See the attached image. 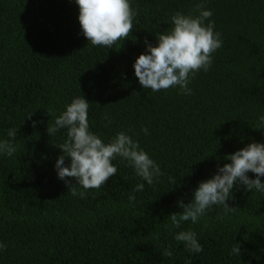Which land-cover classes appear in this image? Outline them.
Listing matches in <instances>:
<instances>
[{
    "label": "trees",
    "instance_id": "16d2710c",
    "mask_svg": "<svg viewBox=\"0 0 264 264\" xmlns=\"http://www.w3.org/2000/svg\"><path fill=\"white\" fill-rule=\"evenodd\" d=\"M201 2L130 0L134 30L108 49L83 36L74 0H0V140L17 130V151L0 155V264H264V193L254 189L237 184L232 211L214 205L198 223L168 227L183 211L177 202H190L227 155L264 143V0H204L223 45L189 83L191 95L143 89L135 77L145 40L155 46L174 13L196 14ZM82 96L91 132L108 143L123 131L160 166L154 186L117 157L104 187L83 199L68 192L55 168L67 130L50 136L47 127ZM138 183L144 190L129 202ZM189 230L201 253L174 239Z\"/></svg>",
    "mask_w": 264,
    "mask_h": 264
},
{
    "label": "clouds",
    "instance_id": "9594fccd",
    "mask_svg": "<svg viewBox=\"0 0 264 264\" xmlns=\"http://www.w3.org/2000/svg\"><path fill=\"white\" fill-rule=\"evenodd\" d=\"M74 2L79 9L78 20L82 34L92 46L112 49L119 41H125L131 36L136 13L130 0ZM193 13L196 14L174 13L171 16V30L156 35L155 46L145 40L146 52L141 53L133 64L135 77L143 89L159 92L178 88L179 94L191 95L192 89L188 87L191 80L200 71L207 72L211 68L213 54L223 45L221 34L214 31L215 22L211 20L213 13L206 9L204 0L194 6ZM88 108L89 101L83 96L74 98L56 118L54 125L48 124L47 127L50 136L61 129L67 130L66 139L58 147L63 154L57 158L55 168L58 178L68 186V192L83 199L89 190L104 187L117 173V168L112 163L117 157L126 161L127 166L134 169L136 176L154 186L164 175L160 166L140 147L138 141L123 131L116 133L108 143L91 132ZM30 117L31 115L28 118ZM104 118L111 123L107 114ZM260 121L264 123V116L260 117ZM36 123L33 121L34 127ZM142 130L147 134V128ZM16 133L17 130L9 129V139L0 140V155L12 157L17 151L13 143ZM66 158H70L67 166ZM225 159L230 163L218 166L216 174L201 181L190 202H177L183 211L172 213L168 217L170 229H179L188 221L198 223L214 205H222L226 213L232 211L233 207H229L226 201L232 198V191L237 184L243 185L247 191L254 189L264 193V182L260 179L264 177V143H249L227 155ZM250 172L255 175V179L249 178ZM69 178H74L83 191L77 192ZM169 179L176 184L171 177ZM143 190L144 184L138 183L133 194L129 195V202L135 200V192ZM174 239L182 242L192 254L203 251L194 231H179ZM6 247L0 243V252ZM231 254L240 256L241 245L234 244ZM162 255L171 257L173 253L170 247Z\"/></svg>",
    "mask_w": 264,
    "mask_h": 264
}]
</instances>
